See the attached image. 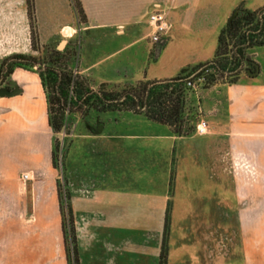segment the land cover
<instances>
[{"label": "crops", "instance_id": "0c3cea01", "mask_svg": "<svg viewBox=\"0 0 264 264\" xmlns=\"http://www.w3.org/2000/svg\"><path fill=\"white\" fill-rule=\"evenodd\" d=\"M62 2L42 22L35 9L41 44L78 35L77 72L123 87L192 73L214 58L241 2L264 7V0H78L80 22ZM157 5L164 43L151 39ZM256 58L255 76L202 90L207 133L179 135L142 113L75 121L65 172L81 264H160L167 217V264H264V62ZM8 82L0 95V264H65L47 93L34 69L16 67Z\"/></svg>", "mask_w": 264, "mask_h": 264}, {"label": "trees", "instance_id": "16d2710c", "mask_svg": "<svg viewBox=\"0 0 264 264\" xmlns=\"http://www.w3.org/2000/svg\"><path fill=\"white\" fill-rule=\"evenodd\" d=\"M78 4L81 13L84 15L79 2ZM30 5L34 11V0L30 2ZM263 46L264 8L249 10L244 7L243 3H240L233 10L219 34L218 47L214 58L201 64L190 74H179L165 80L140 81L135 85L125 87L119 94L114 91L108 93L100 92L90 86L87 77L81 75L76 69V73L73 72L74 70L70 65V57L76 53L69 49H66L63 55H59L60 58L64 59V66L60 67L55 64L47 65L44 68L40 66L37 71L47 93L49 122L56 133L65 127L67 111L84 112L87 107L93 104L95 108L101 104V108H103L101 110L104 111L126 110L144 113L153 121L173 126L183 122L185 84L193 73L200 70L195 77L206 75L207 87L214 85L219 79L226 76L231 77L227 83H234L239 79L247 65L252 66V68H249L250 71L258 72V66L250 58L249 50ZM21 57L18 56V58ZM16 67L23 66L19 62H15L7 70V76H10ZM101 85L107 84L102 83ZM174 132L179 135L189 134L188 132H183L182 127L174 130ZM56 150L57 145L55 144L53 157L54 165L57 167ZM67 206L69 230H66V227L64 228L67 254L70 264H80L77 235L70 203ZM168 222L169 217H167L160 264H167Z\"/></svg>", "mask_w": 264, "mask_h": 264}, {"label": "rangeland", "instance_id": "374dc122", "mask_svg": "<svg viewBox=\"0 0 264 264\" xmlns=\"http://www.w3.org/2000/svg\"><path fill=\"white\" fill-rule=\"evenodd\" d=\"M33 0H0V90L6 88L9 84L7 76V70L10 68L12 64L15 62H19L23 67L31 68L34 70H38V67L44 68L47 65H58L64 66L63 58H60L61 55L65 53L66 49L75 52L76 54L70 57V65L73 68V72L76 73L75 67L77 66L78 59V46H79V36L76 35L73 38H68L64 32V35L61 38L60 42H57L53 45H42L37 29V18L35 9L38 15V18L41 22L45 19L48 20L51 13V6L57 7L60 9L62 5H60V1L65 5V0H34V11L31 9L30 2ZM70 3L75 8V11L78 15V19L80 22L84 21V15L81 13L79 9L78 0H69ZM243 3L244 7L246 5ZM64 7V6H63ZM62 7V8H63ZM264 8V7H261ZM259 8V9H261ZM249 9V8H247ZM250 10V9H249ZM257 10V9H256ZM64 17L59 16V20ZM65 40V45L60 48L59 44ZM68 41V42H67ZM58 53V54H57ZM250 58L256 63L258 66V72L260 70V64L257 61V54L259 55L258 59H262L264 62V46L258 47L249 50ZM60 55V56H59ZM18 56H22L18 58ZM36 66L34 67V65ZM249 68L252 66L247 65L242 75L247 76H255L256 74H252ZM200 71V70H199ZM199 71L193 73L196 74ZM192 74V75H193ZM205 77L196 80V86L191 91L187 92L185 95V103L183 106V122H179L173 126H169L171 130L180 129L182 127L183 132H195L196 125L200 121L201 111H200V101H198L201 96V92L203 89L209 88L207 87V79ZM86 77V76H84ZM89 79V78H87ZM231 77L226 76L224 78L219 79L217 83H227ZM90 86L96 91H102L108 93L110 91H114L115 93H121L125 87L121 85H101L92 80H88ZM215 83V84H217ZM214 84V85H215ZM213 86V85H212ZM101 104L99 107L95 108L94 104L87 107L86 110L83 111H67L65 116V127L57 132V136H55V144L57 145L56 150V162L57 169L59 171L60 176V196L62 199V210H63V231L66 227V230H69V214H68V203H69V192L66 188V172H65V160L67 155V150L71 143V131L73 128V124L78 118H82L87 122L96 123L102 113L104 112H112L114 117H119L122 113L129 112L135 113L132 111L126 110H101ZM136 114V113H135ZM141 114V113H140ZM144 114V113H142ZM68 237V236H67ZM70 245V241H69ZM72 246V245H71ZM64 250L67 256V263L69 262V256L67 254V246L65 240V232H64ZM80 256V255H79ZM81 264V262H80Z\"/></svg>", "mask_w": 264, "mask_h": 264}, {"label": "built area", "instance_id": "2783aa9c", "mask_svg": "<svg viewBox=\"0 0 264 264\" xmlns=\"http://www.w3.org/2000/svg\"><path fill=\"white\" fill-rule=\"evenodd\" d=\"M159 5H157V9L150 15V20L155 23L156 29L154 33L151 35V39L153 43H164L166 38H165V33L167 30V22H166V16L165 14L160 11ZM197 74V73H196ZM196 74L191 75L185 84V95L187 92L191 91L192 89L195 88L196 86V80L201 79L205 77L204 75L200 77H195ZM204 79V78H203ZM197 133L199 134H204L207 133L208 131V124L206 120L200 119V121L196 125V130ZM22 178L24 180L28 179L27 174H23Z\"/></svg>", "mask_w": 264, "mask_h": 264}, {"label": "water", "instance_id": "95a60500", "mask_svg": "<svg viewBox=\"0 0 264 264\" xmlns=\"http://www.w3.org/2000/svg\"><path fill=\"white\" fill-rule=\"evenodd\" d=\"M64 42L66 43L65 40H63L60 44H59V47L62 48L65 44ZM63 45V46H62ZM252 74H256L258 72H251ZM9 93V90L7 88H3L0 90V95H5V94H8Z\"/></svg>", "mask_w": 264, "mask_h": 264}, {"label": "bare ground", "instance_id": "6f19581e", "mask_svg": "<svg viewBox=\"0 0 264 264\" xmlns=\"http://www.w3.org/2000/svg\"><path fill=\"white\" fill-rule=\"evenodd\" d=\"M69 33H70V31H65V34H67V35H68ZM64 44H65V42H64Z\"/></svg>", "mask_w": 264, "mask_h": 264}]
</instances>
